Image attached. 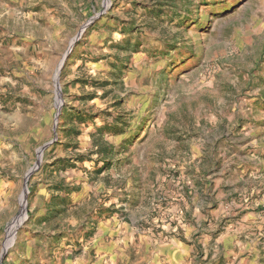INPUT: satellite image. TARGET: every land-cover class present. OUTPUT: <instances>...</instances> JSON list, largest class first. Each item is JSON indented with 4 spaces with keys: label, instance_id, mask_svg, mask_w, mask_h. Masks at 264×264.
Segmentation results:
<instances>
[{
    "label": "rangeland",
    "instance_id": "374dc122",
    "mask_svg": "<svg viewBox=\"0 0 264 264\" xmlns=\"http://www.w3.org/2000/svg\"><path fill=\"white\" fill-rule=\"evenodd\" d=\"M0 187V264H264V0H0Z\"/></svg>",
    "mask_w": 264,
    "mask_h": 264
},
{
    "label": "bare ground",
    "instance_id": "6f19581e",
    "mask_svg": "<svg viewBox=\"0 0 264 264\" xmlns=\"http://www.w3.org/2000/svg\"><path fill=\"white\" fill-rule=\"evenodd\" d=\"M55 85H56V93H57V107L61 105V97L60 90L57 84V78L55 77ZM21 209L19 214L11 221L7 229L6 242L3 247V252L7 249V247L11 244L14 238L16 227L20 224V222L25 218V206H26V191L23 192L21 197ZM2 252V253H3Z\"/></svg>",
    "mask_w": 264,
    "mask_h": 264
},
{
    "label": "crops",
    "instance_id": "0c3cea01",
    "mask_svg": "<svg viewBox=\"0 0 264 264\" xmlns=\"http://www.w3.org/2000/svg\"><path fill=\"white\" fill-rule=\"evenodd\" d=\"M2 193V188L0 187V194ZM196 195H197V191L195 190V197H196ZM227 239H231V238H227ZM250 254H252L251 256L253 257V259L255 258V254H253V253H250L249 252V255ZM234 255H236V254H234ZM251 262H252V264H256V260H251ZM245 264V263H244Z\"/></svg>",
    "mask_w": 264,
    "mask_h": 264
},
{
    "label": "water",
    "instance_id": "95a60500",
    "mask_svg": "<svg viewBox=\"0 0 264 264\" xmlns=\"http://www.w3.org/2000/svg\"><path fill=\"white\" fill-rule=\"evenodd\" d=\"M60 108V107H59ZM59 108H58V110H59ZM45 145L46 144H44L43 146H41L40 148H39V150L40 151H42L43 150V148L45 147ZM32 171V169L29 171V173H28V175H27V177L29 176V174H30V172ZM26 181V180H25ZM26 190V192H28L29 190H28V188H27V185H26V183H24V191ZM25 212V211H24Z\"/></svg>",
    "mask_w": 264,
    "mask_h": 264
}]
</instances>
